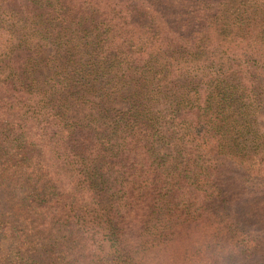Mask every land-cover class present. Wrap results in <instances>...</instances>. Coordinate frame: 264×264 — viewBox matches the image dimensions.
Instances as JSON below:
<instances>
[{
  "label": "trees",
  "instance_id": "obj_1",
  "mask_svg": "<svg viewBox=\"0 0 264 264\" xmlns=\"http://www.w3.org/2000/svg\"><path fill=\"white\" fill-rule=\"evenodd\" d=\"M0 264H264V0H0Z\"/></svg>",
  "mask_w": 264,
  "mask_h": 264
},
{
  "label": "rangeland",
  "instance_id": "obj_2",
  "mask_svg": "<svg viewBox=\"0 0 264 264\" xmlns=\"http://www.w3.org/2000/svg\"><path fill=\"white\" fill-rule=\"evenodd\" d=\"M29 175H31L36 182L44 181L51 176L49 162L46 157H40L34 161ZM27 176H22V181L27 180ZM14 187V180L6 177L3 188V199L6 204V214L10 219L32 232L34 230L31 228L27 215V209L22 201L23 194H21L20 191L15 193Z\"/></svg>",
  "mask_w": 264,
  "mask_h": 264
}]
</instances>
